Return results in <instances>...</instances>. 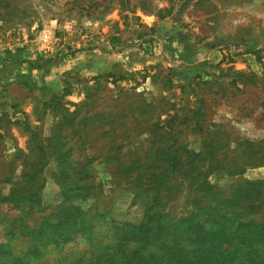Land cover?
I'll return each mask as SVG.
<instances>
[{
    "label": "rangeland",
    "instance_id": "obj_1",
    "mask_svg": "<svg viewBox=\"0 0 264 264\" xmlns=\"http://www.w3.org/2000/svg\"><path fill=\"white\" fill-rule=\"evenodd\" d=\"M263 259L264 0H0V264Z\"/></svg>",
    "mask_w": 264,
    "mask_h": 264
},
{
    "label": "trees",
    "instance_id": "obj_2",
    "mask_svg": "<svg viewBox=\"0 0 264 264\" xmlns=\"http://www.w3.org/2000/svg\"><path fill=\"white\" fill-rule=\"evenodd\" d=\"M144 9H145V7H144ZM250 222H246V226H247V228H249V226H250ZM213 235V231L210 233V236H212ZM263 264H264V259H263Z\"/></svg>",
    "mask_w": 264,
    "mask_h": 264
}]
</instances>
